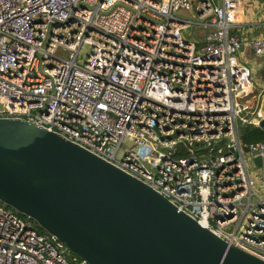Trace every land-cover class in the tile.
<instances>
[{
  "label": "built area",
  "instance_id": "2783aa9c",
  "mask_svg": "<svg viewBox=\"0 0 264 264\" xmlns=\"http://www.w3.org/2000/svg\"><path fill=\"white\" fill-rule=\"evenodd\" d=\"M243 2L0 0V117L77 143L264 259V171L247 170L264 138L239 137L264 115L238 58ZM248 44L264 55V36ZM64 250L0 201V264H87Z\"/></svg>",
  "mask_w": 264,
  "mask_h": 264
},
{
  "label": "water",
  "instance_id": "95a60500",
  "mask_svg": "<svg viewBox=\"0 0 264 264\" xmlns=\"http://www.w3.org/2000/svg\"><path fill=\"white\" fill-rule=\"evenodd\" d=\"M250 153L264 166V154ZM0 201L87 264H264L145 182L21 118L0 117Z\"/></svg>",
  "mask_w": 264,
  "mask_h": 264
},
{
  "label": "crops",
  "instance_id": "0c3cea01",
  "mask_svg": "<svg viewBox=\"0 0 264 264\" xmlns=\"http://www.w3.org/2000/svg\"><path fill=\"white\" fill-rule=\"evenodd\" d=\"M256 2V0L253 3L252 0H244L243 2L242 21L237 25L239 36L242 40L238 58L250 68L252 78L260 82L259 80L262 78L261 69L263 70L264 65V55L260 57L255 56L248 44L252 37L258 35L264 36V0H259L258 4H256ZM253 70H257L258 75H254ZM247 162V166L248 164L250 165V163L255 165L252 161V157L249 158ZM263 171V165H255L254 172L250 175L257 177L258 180H262Z\"/></svg>",
  "mask_w": 264,
  "mask_h": 264
},
{
  "label": "trees",
  "instance_id": "16d2710c",
  "mask_svg": "<svg viewBox=\"0 0 264 264\" xmlns=\"http://www.w3.org/2000/svg\"><path fill=\"white\" fill-rule=\"evenodd\" d=\"M261 72H262V69H261ZM239 137H240V140L244 143L256 142V141L262 140L264 138V125L263 126L259 124L254 125L251 122L244 123L239 127ZM34 226L37 228V230L43 231L35 223H34ZM64 249H65L64 251H65V254L68 260L73 261V260L80 259L75 254L68 251L65 247Z\"/></svg>",
  "mask_w": 264,
  "mask_h": 264
},
{
  "label": "rangeland",
  "instance_id": "374dc122",
  "mask_svg": "<svg viewBox=\"0 0 264 264\" xmlns=\"http://www.w3.org/2000/svg\"><path fill=\"white\" fill-rule=\"evenodd\" d=\"M254 1H255V0H252V3H253ZM256 1H257L256 4H258V1H259V0H256ZM194 4H195V0H192L191 7H190L189 9L185 10V12H187L188 14H194V13H195V11H194V9H193ZM183 34H187V37H188V38L191 37V34L189 33V31H183ZM83 48H85V46H84ZM82 51L84 52L85 50H82ZM253 74H254V75H258V71H257V70H253ZM263 108H264V107H263ZM117 154H119V151L117 152ZM247 163H248V162H247ZM254 168H255V165H252L251 163H250V165L248 164V166H247V170L249 171L250 174H252V172H254Z\"/></svg>",
  "mask_w": 264,
  "mask_h": 264
}]
</instances>
